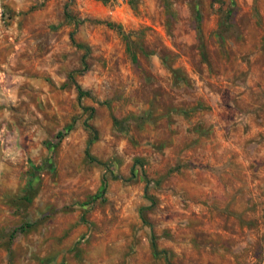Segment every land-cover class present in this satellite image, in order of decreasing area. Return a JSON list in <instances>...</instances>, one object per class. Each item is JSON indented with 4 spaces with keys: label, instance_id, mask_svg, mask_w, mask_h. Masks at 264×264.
<instances>
[{
    "label": "rangeland",
    "instance_id": "obj_1",
    "mask_svg": "<svg viewBox=\"0 0 264 264\" xmlns=\"http://www.w3.org/2000/svg\"><path fill=\"white\" fill-rule=\"evenodd\" d=\"M0 264H264V0H0Z\"/></svg>",
    "mask_w": 264,
    "mask_h": 264
},
{
    "label": "trees",
    "instance_id": "obj_2",
    "mask_svg": "<svg viewBox=\"0 0 264 264\" xmlns=\"http://www.w3.org/2000/svg\"><path fill=\"white\" fill-rule=\"evenodd\" d=\"M69 17V16H68ZM107 25H112L111 23H108ZM77 47H79V48H83L81 45H77ZM70 79L72 80V82L74 83V85H75V87H76V90H77V92H78V95H79V98H81L82 96H84V95H87L88 93L87 92H84L81 88H80V86L75 82V80H74V78H73V76H72V74H71V76H70ZM69 128H67L66 130H68ZM64 134H62V132H59L58 133V137L59 138H62V136H63ZM115 177V176H114Z\"/></svg>",
    "mask_w": 264,
    "mask_h": 264
},
{
    "label": "built area",
    "instance_id": "obj_3",
    "mask_svg": "<svg viewBox=\"0 0 264 264\" xmlns=\"http://www.w3.org/2000/svg\"><path fill=\"white\" fill-rule=\"evenodd\" d=\"M119 2H122L123 0H118Z\"/></svg>",
    "mask_w": 264,
    "mask_h": 264
}]
</instances>
